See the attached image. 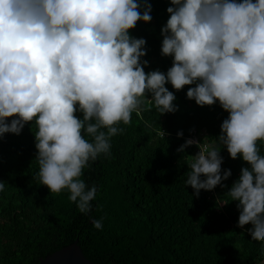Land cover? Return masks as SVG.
<instances>
[{
    "label": "clouds",
    "instance_id": "obj_1",
    "mask_svg": "<svg viewBox=\"0 0 264 264\" xmlns=\"http://www.w3.org/2000/svg\"><path fill=\"white\" fill-rule=\"evenodd\" d=\"M170 4L161 29V54L173 57L165 74L144 71L146 41L129 34L138 21H151L147 0H0V139L34 124L39 183L50 193L67 189L88 215L98 188L81 179L82 170L110 155L111 138L124 131L120 123L139 116L146 100L160 116L175 113L176 97L165 85H195L189 100L199 107L218 101L229 115L218 137L188 139L177 149H199L189 156L186 185L197 198L226 187L231 171L221 174V149L242 158L248 167L224 195L237 203V227L250 224L251 240L264 241V155L257 144L264 141V0ZM92 224L103 228L102 220Z\"/></svg>",
    "mask_w": 264,
    "mask_h": 264
},
{
    "label": "trees",
    "instance_id": "obj_2",
    "mask_svg": "<svg viewBox=\"0 0 264 264\" xmlns=\"http://www.w3.org/2000/svg\"><path fill=\"white\" fill-rule=\"evenodd\" d=\"M147 3L151 21H138L129 34L146 41L144 71L166 74L173 57L161 54V29L172 5L170 0ZM194 86L176 91L165 85L176 97L175 113L160 116L146 100L139 116L133 112L128 125L120 123L124 131L111 138L110 155L101 154L82 170L81 179L98 188L88 215L69 200L67 189L50 193L39 183L34 124L18 136L5 134L0 139V181L6 182L0 191V264H39L74 241L94 264H264V241L251 240L250 224L237 227V203L224 195L248 167L242 158L233 160L221 149V174L231 171L226 187L201 190L197 198L186 185L194 150L177 149L202 129L207 138L218 137L229 115L218 101L199 107L189 100L187 91ZM160 128L165 137L158 135ZM257 144L264 155V141ZM93 219L102 220L103 228H94Z\"/></svg>",
    "mask_w": 264,
    "mask_h": 264
},
{
    "label": "water",
    "instance_id": "obj_3",
    "mask_svg": "<svg viewBox=\"0 0 264 264\" xmlns=\"http://www.w3.org/2000/svg\"><path fill=\"white\" fill-rule=\"evenodd\" d=\"M39 264H94L85 259L77 241H74L70 246L56 251L43 260Z\"/></svg>",
    "mask_w": 264,
    "mask_h": 264
},
{
    "label": "built area",
    "instance_id": "obj_4",
    "mask_svg": "<svg viewBox=\"0 0 264 264\" xmlns=\"http://www.w3.org/2000/svg\"><path fill=\"white\" fill-rule=\"evenodd\" d=\"M158 135H160V132L158 133ZM160 136H162V135H160ZM205 137H206V132H205L204 129H202V130L197 131L195 135L186 137L185 141L188 140V139H194L196 141L203 142ZM192 147H193V150H194V152H193V156H194L199 151V149L197 147H195V146H192Z\"/></svg>",
    "mask_w": 264,
    "mask_h": 264
}]
</instances>
